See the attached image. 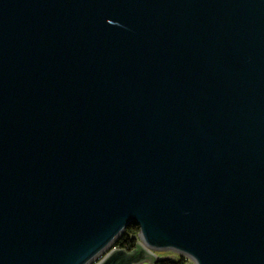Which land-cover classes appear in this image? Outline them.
<instances>
[{
    "label": "water",
    "instance_id": "obj_1",
    "mask_svg": "<svg viewBox=\"0 0 264 264\" xmlns=\"http://www.w3.org/2000/svg\"><path fill=\"white\" fill-rule=\"evenodd\" d=\"M132 224L95 264H264V0H0V264Z\"/></svg>",
    "mask_w": 264,
    "mask_h": 264
},
{
    "label": "trees",
    "instance_id": "obj_2",
    "mask_svg": "<svg viewBox=\"0 0 264 264\" xmlns=\"http://www.w3.org/2000/svg\"><path fill=\"white\" fill-rule=\"evenodd\" d=\"M139 231L137 225L132 224L125 229L123 234L115 241V246L119 248H125L127 250H132L136 246L135 236L133 237L131 234ZM177 258H166L160 259L156 262V264H184L186 261V257L177 254Z\"/></svg>",
    "mask_w": 264,
    "mask_h": 264
},
{
    "label": "rangeland",
    "instance_id": "obj_3",
    "mask_svg": "<svg viewBox=\"0 0 264 264\" xmlns=\"http://www.w3.org/2000/svg\"><path fill=\"white\" fill-rule=\"evenodd\" d=\"M138 234V232H136V233H132L131 235L134 237V236H136ZM113 248H118V247H116L115 246V242H113L104 252H102L101 254H99L98 256H97V258H95L93 261H92V263H90V264H95V263H97V262H99L106 254H108L110 251H111V249H113ZM155 254H156V256H158V260H160V259H166V258H173V259H175V258H177L178 256H177V253L176 252H174V251H172V250H155V251H153ZM185 257V256H184ZM187 259H186V261H185V263L184 264H195V262L191 259V258H189V257H186ZM156 259V260H157ZM153 264H156V262H153Z\"/></svg>",
    "mask_w": 264,
    "mask_h": 264
},
{
    "label": "built area",
    "instance_id": "obj_4",
    "mask_svg": "<svg viewBox=\"0 0 264 264\" xmlns=\"http://www.w3.org/2000/svg\"><path fill=\"white\" fill-rule=\"evenodd\" d=\"M135 239H136V241H138V240H139V238H138V235H136V236H135Z\"/></svg>",
    "mask_w": 264,
    "mask_h": 264
},
{
    "label": "bare ground",
    "instance_id": "obj_5",
    "mask_svg": "<svg viewBox=\"0 0 264 264\" xmlns=\"http://www.w3.org/2000/svg\"><path fill=\"white\" fill-rule=\"evenodd\" d=\"M144 245V244H143Z\"/></svg>",
    "mask_w": 264,
    "mask_h": 264
}]
</instances>
